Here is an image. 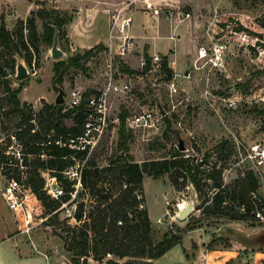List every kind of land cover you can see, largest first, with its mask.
Wrapping results in <instances>:
<instances>
[{
	"label": "rangeland",
	"instance_id": "374dc122",
	"mask_svg": "<svg viewBox=\"0 0 264 264\" xmlns=\"http://www.w3.org/2000/svg\"><path fill=\"white\" fill-rule=\"evenodd\" d=\"M92 1L0 0V23L3 21L14 36L21 34L22 29L26 38L28 32L25 23L32 11L44 7L74 16L78 7L85 9V4ZM152 5L159 9L160 14L157 17L166 20V28L173 24L182 27L193 24V28H187L185 33L193 35L192 49L195 50L187 53L183 59L161 55L162 59L157 63L151 61L150 68L144 72L145 65H140L139 57H145V52L149 57L152 55L145 47L125 55L112 54L110 49L94 48L92 54L79 60V66L70 64L61 83L55 82L53 68L56 61L72 63V57L82 55L93 46L76 48L66 30V34L58 39L59 47L65 55L53 58L50 54L51 46L42 38L43 26L38 17H35L39 33L38 50L30 46L31 64L23 57L13 55L9 50L0 47V64L6 73L0 78V152L4 155L0 161V211L5 214L8 209L3 195L8 181L11 177H20L28 190L25 205L33 225L30 230L31 237L40 236L49 247L47 253L50 259L54 257L57 264H74L72 252L66 249L65 237L75 232V208L78 203L85 201L87 210L94 203V198L87 193L75 196L77 192L83 191L76 170L89 159H93L96 165L102 168L108 166L112 159L122 155L140 163L145 160L170 158L176 150H180L194 160H201L220 140L227 139L233 152L225 162L224 182L230 183L243 171L251 169L259 182L258 192L264 197V179L258 177L253 159L248 156L252 153V145L264 146V0H153ZM129 8V13L136 12L133 16L134 24L148 17L143 14L145 8L138 0L131 1ZM178 10L189 11L191 16L179 20L176 17ZM100 24L105 25L103 20H100L99 28ZM237 25L242 27L241 30L232 34L233 27ZM218 40L227 46L225 70H200L193 72L191 78H186L184 72L191 66L197 47L209 46ZM12 56L15 59L14 66H11ZM164 57L167 68L172 71L171 76L177 73L176 78L181 90L176 98L169 96L165 85L168 78L163 67ZM19 60L25 64L28 71L22 78L15 76ZM126 68L133 72L127 71ZM109 77L116 82H129L130 90L109 95L108 128L98 146L86 155L83 161H75L74 158V163L61 171V180L55 177V169L37 168L47 194L52 177L56 178V184L62 194L67 187L72 188L67 199L48 218L49 215L43 213V203L37 194L30 190L32 182L29 179L36 167L38 155L30 153L29 148L35 145V142L31 140L30 134L19 133L30 128V133L38 131L41 136L46 134L49 120L54 119L49 113L56 110L54 99L57 91L54 90V84L64 89L65 101L60 105L63 107L62 111H67L75 105L70 98V93L75 87L79 88L82 94L89 95L103 88ZM6 84L12 89L21 87L17 97L21 103L27 104L23 107L25 116L28 117L25 124H21L22 114L13 109ZM224 96L235 97L236 107H225L220 99ZM159 109L165 114L162 118H159ZM141 110L151 111L154 117L159 118L157 129L142 132L133 131L126 126L127 118ZM122 114L126 115V151L118 145ZM60 122L66 126L74 124L72 118H62ZM53 133L54 129L48 127L46 136L50 138ZM180 142L182 149L178 148ZM47 153L46 148H43L40 159H48L50 156ZM217 155L214 153L213 159H216ZM142 186L155 242L163 235L176 232L178 228H184L187 223L193 224L197 220L212 240L224 232L230 235L229 230L232 228L244 229L253 226L263 231L259 239L264 243V216L252 223L232 221L225 217L201 216L200 211L195 208L198 199L192 183L188 182L184 189L177 190L170 182L168 174L156 178L144 175ZM49 196L51 199H57L51 194ZM191 201V213L183 219L179 218V211ZM49 220L54 223L50 224ZM194 235L198 240V233ZM22 236L30 241L27 235ZM214 245L223 246V238L222 241H215ZM183 247L190 249L188 236L182 235L181 242L168 252V256L155 264H187ZM107 258L114 257L107 256L102 262L89 258L88 263L105 264ZM125 259L127 258L120 259L119 262L122 263Z\"/></svg>",
	"mask_w": 264,
	"mask_h": 264
},
{
	"label": "trees",
	"instance_id": "16d2710c",
	"mask_svg": "<svg viewBox=\"0 0 264 264\" xmlns=\"http://www.w3.org/2000/svg\"><path fill=\"white\" fill-rule=\"evenodd\" d=\"M31 13L32 15L25 23L28 32L26 38L22 29L21 34L14 36L3 21L0 23V47L9 50L13 55L23 57L29 64L32 60L30 46L38 50L39 33L35 17L42 21V38L50 46L55 31H58V39L66 34L65 26L73 17L67 13H60L57 9L49 10L44 7ZM241 28L240 25L233 27L232 34ZM94 48L100 50L105 47L102 44H97L82 55L77 54L72 57V63L69 64H65L64 61H56L53 68L54 81L61 83L70 64L79 66V60L92 54ZM145 57L146 63L143 72L150 68L151 62V57L147 52H145ZM11 63V66H14L13 56ZM163 67L167 78H170L172 71L167 68L166 58L163 61ZM126 70L133 72L128 68ZM5 75L0 64V78ZM6 88L10 94L13 109L22 114L21 124H25L28 117L25 116L23 107L27 104L26 102L21 103L17 97L21 87L12 89L6 84ZM87 96V94H82L79 104L67 111H62V105H55L56 110L49 113V116L54 119L49 120L45 135L41 136L38 131L30 133V128L19 133L30 134L31 140L35 142V145L29 148L30 153L38 155L36 167L29 179L32 182L30 190L35 192L43 203V213L49 215L48 218L67 199L72 188L67 187L64 194L57 199H51L43 189L44 181L37 168L55 169V177L61 180L63 177L61 171L72 165L74 158L79 162L85 159L86 152L72 149L69 143L70 139L82 132L86 117L84 98ZM125 116V114L121 115L118 145L126 151L128 134L124 127ZM62 118H72L74 124L66 126L60 122ZM48 127L54 129L50 138L46 136ZM43 148H46L47 154L50 156L46 160L40 159ZM232 152L233 148L230 142L227 139H222L211 151H207L201 160H194L180 150H176L170 158L145 160L140 163L122 155L112 159L108 166L102 168H99L93 159L86 160L76 170L83 191L77 192L75 196L87 193L94 198V203L88 210L85 208V201L78 203L75 208L77 222L75 232L73 231L71 236L66 235L65 237V246L68 251L72 252L74 264H89V258L102 262L107 256L114 258H107L105 264H151L152 260L161 257L179 244L182 235L187 231L202 226L201 222L197 220L193 224L189 222L184 228H178L176 232L165 234L155 242L143 195L142 179L144 175L156 178L162 174H168L170 182L177 190L184 189L188 182L192 183L198 199L195 208L200 211L201 216L225 217L232 221H249L251 223L259 221L260 217L264 216V197L258 192L259 182L255 173L251 169H247L230 183H225L223 180L225 162L230 158ZM214 153L218 154L216 159L212 157ZM3 157V153L0 152V161ZM15 178L19 179L20 177ZM49 223L53 224L54 222L49 220ZM214 240L221 241V238ZM214 240L208 244L209 248L213 247ZM225 242L228 244L227 239ZM124 258L127 259L122 263L119 262Z\"/></svg>",
	"mask_w": 264,
	"mask_h": 264
},
{
	"label": "crops",
	"instance_id": "0c3cea01",
	"mask_svg": "<svg viewBox=\"0 0 264 264\" xmlns=\"http://www.w3.org/2000/svg\"><path fill=\"white\" fill-rule=\"evenodd\" d=\"M131 1L133 0H93L85 4L87 5L85 9L81 10L78 7L66 26L72 44L79 49L102 44L105 49L116 52L121 41L120 36L127 33L133 38L134 51L145 47L151 54L170 55L171 58L183 59L187 53L195 50L192 49L193 35L185 33L187 28H193L192 23L186 24L187 27L173 24L168 26V29L164 18L154 16L152 10L145 7L146 2L153 3V0H138L145 8L143 14L148 17L134 24L133 16L136 12L129 13ZM119 8L123 9L122 16L132 18L131 25L123 33L120 32L119 27L111 29V13ZM100 20H103L105 25L100 24L99 28ZM4 202L8 209H5V214L0 211V264H57L54 257L50 259L47 253L49 247L40 236L32 238L31 231L25 233L20 230L21 223L17 221L16 213L9 208L6 200ZM203 228V226L196 227L183 234V237L190 238V249L187 251L183 247L187 264H264V243L259 239L263 231L257 227L232 228L231 231L229 230L230 235L224 232L217 237L221 238V241L223 238L224 245L220 247L213 245L212 248L208 247L212 239L206 235L208 232L206 233ZM195 233H198V240L195 239V235L193 236ZM22 235H27L30 241L24 239ZM226 239L228 244H225ZM170 250L152 260L151 264L168 256Z\"/></svg>",
	"mask_w": 264,
	"mask_h": 264
},
{
	"label": "built area",
	"instance_id": "2783aa9c",
	"mask_svg": "<svg viewBox=\"0 0 264 264\" xmlns=\"http://www.w3.org/2000/svg\"><path fill=\"white\" fill-rule=\"evenodd\" d=\"M134 1V0H133ZM145 7L152 10L154 16H158L159 9L154 7L151 2H146ZM122 8H119L111 13V29L119 27L123 33L132 22L131 16H122ZM171 14V13H170ZM191 16L189 11L178 10L176 17L179 20H184ZM121 41L116 52L110 51L112 54L125 55L134 51V41L132 36L127 33L122 34ZM227 46L224 42L218 40L212 42L211 45H200L197 47L195 57L191 66L184 72L186 78H191L192 73L196 71H224L225 70V54ZM151 61L159 62L162 57L160 54H152ZM140 65L144 66L146 59L144 56L139 57ZM171 64V63H170ZM112 66V65H111ZM110 66V68H111ZM171 66V65H170ZM176 75V76H175ZM168 78L165 82L168 94L171 98H176L180 94V87L177 82V73ZM129 82H116L111 77L105 83L103 88L98 89L95 93L89 94L85 98L86 102V117L83 124V129L80 135L70 139L69 146L72 149L86 152L90 154L100 143L108 128L109 117V95L111 93H122L129 91ZM82 93L79 88L75 87L70 93L71 102L78 105ZM225 107L234 108L237 105V99L233 96H224L220 98ZM159 118L162 114L160 109ZM154 117L151 111L141 110L130 115L126 120V126L133 131H152L158 128V119ZM252 153L248 156L253 159L256 174L264 179V146L258 144L251 146ZM48 193L58 198L62 195V191L56 184V178L52 177ZM4 198L9 208L16 213L17 221L21 223L20 230L29 233L33 225L31 224L30 215L27 211L25 202L28 197V190L24 182L15 177H11L8 185L3 193Z\"/></svg>",
	"mask_w": 264,
	"mask_h": 264
},
{
	"label": "water",
	"instance_id": "95a60500",
	"mask_svg": "<svg viewBox=\"0 0 264 264\" xmlns=\"http://www.w3.org/2000/svg\"><path fill=\"white\" fill-rule=\"evenodd\" d=\"M50 54L53 58H59L65 55V52L59 47V44H58V31L57 30L54 33L53 41H52L51 48H50ZM27 74H28V71H27L25 64L21 60L17 61L15 76L17 78H22ZM53 87H54V90L57 91V95L54 99V103L56 105L63 104L65 101L63 87L56 85V84H54ZM162 114H164V112H162ZM179 148L180 149L183 148L181 142L179 144ZM192 210H193V202L191 201L188 205H186L185 208L179 211L178 217L183 219L187 215H189Z\"/></svg>",
	"mask_w": 264,
	"mask_h": 264
},
{
	"label": "bare ground",
	"instance_id": "6f19581e",
	"mask_svg": "<svg viewBox=\"0 0 264 264\" xmlns=\"http://www.w3.org/2000/svg\"><path fill=\"white\" fill-rule=\"evenodd\" d=\"M183 206H184V205L182 204L181 207H183ZM181 207H180V208H181Z\"/></svg>",
	"mask_w": 264,
	"mask_h": 264
}]
</instances>
